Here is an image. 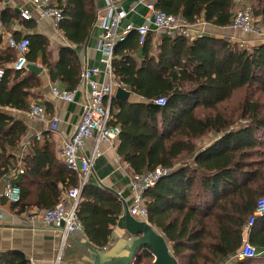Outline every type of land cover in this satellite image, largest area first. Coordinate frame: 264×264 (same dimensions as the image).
<instances>
[{
	"label": "trees",
	"instance_id": "1",
	"mask_svg": "<svg viewBox=\"0 0 264 264\" xmlns=\"http://www.w3.org/2000/svg\"><path fill=\"white\" fill-rule=\"evenodd\" d=\"M155 6L188 23L220 28L231 27L238 7H249L264 27V0H156ZM57 7L62 16L57 28L68 42L83 45L95 21L93 0H64ZM24 38L29 40L27 63L41 57L51 82L76 87L81 65L74 50L59 48L52 64L43 36ZM140 47L143 58L137 61L138 37L131 32L113 49L115 78L145 101L112 100L110 124L120 128L117 153L132 175L193 157L190 166L179 167L144 192L148 223L165 239L177 264H223L240 249L247 218L264 197V43L249 48L208 35L188 41L149 32ZM15 61L16 52L0 46V180L15 170L26 134L24 122L2 109L27 110L39 82L26 69L4 66ZM160 97L166 99L162 107L153 103ZM239 122L243 125L236 127ZM208 135L216 139L197 150ZM22 167L13 180L20 189L13 207L20 211L52 209L62 190L77 185L49 140L42 146L34 140ZM121 210L112 192L86 184L77 216L89 242L106 247ZM248 240L259 254L264 252V218L257 219ZM149 251L134 264L152 257ZM259 257L232 264H256ZM0 264L30 262L9 250L0 252Z\"/></svg>",
	"mask_w": 264,
	"mask_h": 264
},
{
	"label": "crops",
	"instance_id": "2",
	"mask_svg": "<svg viewBox=\"0 0 264 264\" xmlns=\"http://www.w3.org/2000/svg\"><path fill=\"white\" fill-rule=\"evenodd\" d=\"M115 1L118 2L120 7L127 13L120 25L121 27L128 23H131L133 26L146 24L144 18L147 11L145 6L141 3L142 0ZM63 2L64 0H53V5L56 7L58 5L62 6ZM93 4L95 8V21L85 43L76 46L64 38L62 32L57 28V23L51 18L40 17V8L33 5L31 0H0V46L2 49L7 48L4 41L5 36H11L15 40H20L25 36L41 35L47 41V50L50 53L49 61L52 64L58 60L59 48L69 47L75 51L79 58L81 65L80 72H82L85 66L96 67L103 71L105 67L99 62L97 43L101 33L99 17H103L106 14V0H93ZM22 12H27L31 18L28 20L23 19L21 17ZM3 19L6 22L3 21ZM24 21L34 22L35 27H26ZM149 30L152 34L159 35L154 31L152 26H149ZM201 31L204 32V35L226 38L229 41L236 42L249 48H256L264 43L262 40L235 31L230 27L220 28L205 23L197 25L194 33H199ZM135 57L137 61L143 58L142 48L140 46L135 53ZM28 64L29 63H27V65ZM32 64L41 68L42 71L38 75L32 73L39 82L37 87L31 90L32 95L28 99V109L31 104L41 106L44 109V119L32 120L28 118L26 115L28 109L25 111L10 108L2 109L6 114L23 121L26 126V134L21 140L16 152L19 157L16 158L17 164L20 163L21 166H23L24 157L31 155V146L34 140L36 141V136L40 137V141H36L39 146H42L45 140H49L54 147L57 161L61 163L62 161L58 152L59 145L63 139L69 138L73 129L80 121L82 115V102L85 97L86 88H76L77 84L75 87L76 89L74 88L76 92L73 94L72 102H65L57 99L52 95L51 87H57L68 91L74 89H67L61 82H51L48 70L42 64L41 57L37 58L36 62ZM4 66L12 69L13 63H8ZM26 71L28 70L26 69ZM24 74L25 73H22V75ZM103 79L104 77L101 74L98 80L102 81ZM111 79L115 83H122L115 78L113 72ZM124 86V90L129 92V97L127 99L115 97L116 89L112 100L123 99L129 103H145L143 98L130 93L128 87L126 85ZM52 118H57L59 120V127L56 132L49 131L48 125ZM119 144L115 143V145H109L108 143H101L99 145L100 155L92 163L91 173L87 180L88 185L105 188L112 192L122 204L119 219L112 229L106 247L99 248L93 245L89 242L84 232L71 234L63 241L60 230L38 222H29L27 219L29 214L33 210L38 209L32 207L20 211L13 207V204L4 199L1 194L6 182L5 177L0 180V252L16 250L23 253L29 262L33 261L35 264H54L57 251L63 242L60 264H123L119 261L126 257L127 252L125 247L131 240L125 228L124 205L128 208L131 204L132 194L129 189V181L132 174L128 170V166L121 160V157L117 153ZM208 145L198 146L197 150L206 148ZM92 147L93 140L90 139L86 141L83 153L89 155ZM191 158L192 156L187 157L185 161L178 164H182L181 167L186 165L190 166ZM67 190L68 189H64L61 191L59 201L64 197ZM65 205L66 207L68 206V204ZM145 251L140 256L143 257Z\"/></svg>",
	"mask_w": 264,
	"mask_h": 264
},
{
	"label": "built area",
	"instance_id": "3",
	"mask_svg": "<svg viewBox=\"0 0 264 264\" xmlns=\"http://www.w3.org/2000/svg\"><path fill=\"white\" fill-rule=\"evenodd\" d=\"M33 5L40 8L41 18H51L55 23L61 19V10L53 5V0H31ZM141 3L146 8L144 25L133 26L128 23L121 27L122 21L126 17V11L123 10L115 0H106V14L99 17L101 33L97 43L99 52V62L104 65L103 71L96 67L85 66L80 74L79 82L76 88L85 87L86 93L82 102V115L79 123L73 129L67 139H63L59 145V156L66 169L73 172L77 177V185L70 187L64 194V197L52 209L33 210L29 216V222H38L43 225L52 226L60 230L62 240L77 232H83L81 223L77 216V208L82 194L83 187L87 184L88 176L91 173L92 163L100 155L99 145L108 143L115 145L120 143V128L117 125H111L110 105L116 89H124L122 83L112 81V58L113 49L117 43H121L128 38L131 32H135L138 37V45L142 46L150 32L149 26H152L157 34H164L170 37H181L188 41L204 35V32L194 33L197 25L205 24L203 21L191 24L185 20L166 14L155 6L156 0H142ZM21 17L25 20L31 18L27 12H22ZM231 29L240 33L250 35L258 40L264 41V27L256 21L249 7H238L234 13ZM5 45L7 48L16 52V61L13 64L14 71H22L27 66L26 55L29 51V40L22 38L15 40L11 36H5ZM0 72V76H1ZM103 75L102 81L98 80ZM75 88V89H76ZM68 91L51 87L52 95L65 102L73 101V94L76 90ZM157 106H164L166 99L160 97L153 101ZM28 118L32 120H43L44 109L36 104H31L26 112ZM49 131L56 132L59 127V120L52 118L49 122ZM40 141V137H35ZM93 140V147L89 155L83 153L86 141ZM193 157L190 159L192 163ZM181 167L176 164L172 167H156L153 170L134 174L129 181L132 200L127 212L135 220L148 223V214L143 201V194L146 190L153 188L159 180L169 176L173 171ZM23 167L20 163L16 165L6 178L5 186L1 196L11 204H17L20 200V189L14 185L13 180L17 174L23 173ZM65 204H68L66 207ZM259 218H264V197L256 201L253 212L248 216L245 231L246 241L240 249L223 264H232L234 261H244L256 258L259 253L253 247L248 238L250 230ZM155 229V228H154ZM157 231V229H155ZM159 233V231H157ZM63 242L61 243L54 264H60L62 259ZM149 253L153 256L152 252ZM30 264H35L30 261Z\"/></svg>",
	"mask_w": 264,
	"mask_h": 264
},
{
	"label": "water",
	"instance_id": "4",
	"mask_svg": "<svg viewBox=\"0 0 264 264\" xmlns=\"http://www.w3.org/2000/svg\"><path fill=\"white\" fill-rule=\"evenodd\" d=\"M26 69L36 75L42 71L41 68L34 64H28ZM115 97L127 99L129 97V92L118 88L115 92ZM124 207L125 228L131 240L125 247L127 252L126 257L122 258L119 262L123 264H134L136 259L146 249H149L154 257L151 264H177L171 252L169 251V245L166 243L161 234L158 233L150 224L135 220L127 212L126 205H124Z\"/></svg>",
	"mask_w": 264,
	"mask_h": 264
},
{
	"label": "rangeland",
	"instance_id": "5",
	"mask_svg": "<svg viewBox=\"0 0 264 264\" xmlns=\"http://www.w3.org/2000/svg\"><path fill=\"white\" fill-rule=\"evenodd\" d=\"M250 36V35H249ZM243 125V123L242 122H239L237 125H236V127H238V126H242ZM214 136L213 135H208V136H205L203 139H201L200 141H199V146H204V145H208V144H210L213 140H214ZM216 139V138H215ZM183 162V161H182ZM181 162V163H182ZM182 165V164H181ZM158 231V230H157ZM246 232H244L243 233V240L244 241H246ZM242 240V243L244 242ZM259 258L257 259V260H255L254 261V263H256V264H264V252H261L260 254H259ZM153 259H154V257L152 256V257H149V258H145V259H143L142 260V262H141V264H151L152 263V261H153Z\"/></svg>",
	"mask_w": 264,
	"mask_h": 264
}]
</instances>
